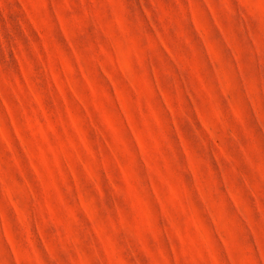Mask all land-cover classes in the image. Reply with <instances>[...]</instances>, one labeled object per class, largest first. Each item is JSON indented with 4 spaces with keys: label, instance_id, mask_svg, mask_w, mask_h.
<instances>
[{
    "label": "rangeland",
    "instance_id": "rangeland-1",
    "mask_svg": "<svg viewBox=\"0 0 264 264\" xmlns=\"http://www.w3.org/2000/svg\"><path fill=\"white\" fill-rule=\"evenodd\" d=\"M0 264H264V0H0Z\"/></svg>",
    "mask_w": 264,
    "mask_h": 264
}]
</instances>
